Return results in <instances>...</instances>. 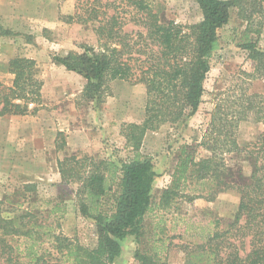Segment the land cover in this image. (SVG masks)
<instances>
[{
    "label": "trees",
    "instance_id": "obj_1",
    "mask_svg": "<svg viewBox=\"0 0 264 264\" xmlns=\"http://www.w3.org/2000/svg\"><path fill=\"white\" fill-rule=\"evenodd\" d=\"M195 2L201 11L200 21L182 25L164 20L153 10L152 0H75L74 14L65 19L94 23L99 47L85 45L81 53L54 56L53 60L85 79L82 97L92 102L104 101L113 80L143 84L144 115L121 126L125 145L132 153L124 160L76 155L58 160L62 180L77 185L80 214L95 224L94 247L62 234L59 219L66 211L63 204H54L44 214L24 208L15 193L0 198V264H113L121 254L124 237L141 242L157 177L151 158L141 152L143 138L148 131L184 122L196 112L214 46L232 9L245 22L241 45L255 63L252 75H264V48L257 46L264 26V0ZM126 13L132 14L142 30L136 34L124 30ZM251 32L258 38H251ZM6 33L0 26V35ZM7 65L13 79L10 85L0 81V116L36 113L42 81L37 77L35 60L13 57ZM242 97L232 117L219 107L215 109L199 143L179 146L170 182L159 199V205L168 206L178 196L187 201H212L227 190L238 194L234 224L247 238L249 249L231 242L229 252L221 254L218 244L211 243L222 234H211L207 237L208 249L198 256H205L208 262L214 258L215 264H264V94ZM248 120L261 123L262 130L241 146L237 127L240 121ZM63 147L64 142L56 146L59 150ZM198 147L209 156L197 157ZM227 154H233L239 165L230 168L225 161ZM241 162L245 163L244 171ZM188 188L189 192H184ZM25 189L33 186L26 184ZM158 248L152 246L148 254L137 247L133 257L137 264H166L158 256Z\"/></svg>",
    "mask_w": 264,
    "mask_h": 264
},
{
    "label": "rangeland",
    "instance_id": "obj_2",
    "mask_svg": "<svg viewBox=\"0 0 264 264\" xmlns=\"http://www.w3.org/2000/svg\"><path fill=\"white\" fill-rule=\"evenodd\" d=\"M152 6L164 20L182 25L196 23L202 17L195 0H152ZM74 12L75 0H0V26L8 31L0 35V81L11 84L13 75L7 64L13 57L34 59L37 77L42 81L41 103L36 113L0 116V198L18 193L24 208L44 214L54 204H63L66 211L59 219L62 234L76 243L94 247L95 224L80 214L75 197L77 185L62 180L58 160L76 155L119 162L130 156L121 126L143 118L146 93L141 83L113 80L102 103L82 97L85 79L53 60L54 56L81 53L85 45L99 47L94 23L65 19ZM131 16L123 15L124 30L136 34L142 28ZM244 27L245 22L232 9L214 46L196 112L184 122L164 124L146 132L141 152L151 158L157 173L152 210L144 218L141 242H124L122 253L113 264H137L133 257L136 248L150 254L152 246L159 247L157 254L166 264H215L214 258L208 262L205 256H198L208 249L207 237L215 233L222 236L211 244H218L221 254L229 252L231 242L249 249L247 238L234 224L238 194L233 190L219 193L212 201H187L178 196L168 206L159 205L161 191L170 182L179 146L199 143L218 107L232 117L243 95L264 94V75H252L255 63L241 45ZM262 28L259 38L250 33L251 38H258L257 46L261 49ZM261 130V123L240 121L236 132L239 145L254 139ZM62 142L64 147L57 149ZM203 156H209V152L198 147L197 157ZM225 161L230 168L238 164L233 154L225 155ZM244 166L241 162L243 171ZM26 184L33 189H25ZM189 188L184 192H189Z\"/></svg>",
    "mask_w": 264,
    "mask_h": 264
},
{
    "label": "crops",
    "instance_id": "obj_3",
    "mask_svg": "<svg viewBox=\"0 0 264 264\" xmlns=\"http://www.w3.org/2000/svg\"><path fill=\"white\" fill-rule=\"evenodd\" d=\"M156 180V179H155ZM155 180H154V182H155ZM154 182H153V186H152V190H153V187H154ZM132 240H134L133 239V237H131V236H126V237H124L123 239H122V241H121V246H122V249H123V246H125V244H124V242H127V241H132ZM121 253H122V251H121ZM121 255V254H120Z\"/></svg>",
    "mask_w": 264,
    "mask_h": 264
}]
</instances>
